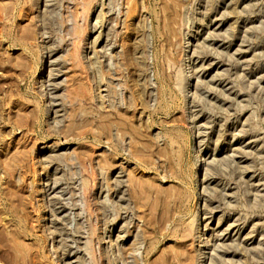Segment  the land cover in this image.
Wrapping results in <instances>:
<instances>
[{
    "label": "rangeland",
    "instance_id": "374dc122",
    "mask_svg": "<svg viewBox=\"0 0 264 264\" xmlns=\"http://www.w3.org/2000/svg\"><path fill=\"white\" fill-rule=\"evenodd\" d=\"M0 264H264V0H0Z\"/></svg>",
    "mask_w": 264,
    "mask_h": 264
},
{
    "label": "bare ground",
    "instance_id": "6f19581e",
    "mask_svg": "<svg viewBox=\"0 0 264 264\" xmlns=\"http://www.w3.org/2000/svg\"><path fill=\"white\" fill-rule=\"evenodd\" d=\"M201 261H202V260H201ZM201 261H200V263H202Z\"/></svg>",
    "mask_w": 264,
    "mask_h": 264
}]
</instances>
